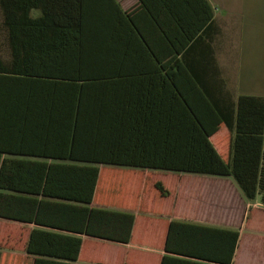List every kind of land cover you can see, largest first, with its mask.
<instances>
[{
	"label": "trees",
	"instance_id": "16d2710c",
	"mask_svg": "<svg viewBox=\"0 0 264 264\" xmlns=\"http://www.w3.org/2000/svg\"><path fill=\"white\" fill-rule=\"evenodd\" d=\"M31 8L38 9V19L79 22L86 16L79 3L0 0L2 25L32 18ZM40 76L19 69L0 76V219L32 225L23 254L1 252L0 264H101L82 236L136 243L135 231L144 226L165 228V254L231 263L237 229L152 215L155 201L169 194L152 172L230 177L247 201L258 198L264 207V95L233 98L225 91L212 103L209 97H180L173 88L180 98L173 106L163 83L153 107L122 116L107 113L103 92L50 89L32 79ZM221 126L226 136L211 141ZM18 231L11 234L17 238ZM180 238L194 240L196 248L174 247Z\"/></svg>",
	"mask_w": 264,
	"mask_h": 264
},
{
	"label": "crops",
	"instance_id": "0c3cea01",
	"mask_svg": "<svg viewBox=\"0 0 264 264\" xmlns=\"http://www.w3.org/2000/svg\"><path fill=\"white\" fill-rule=\"evenodd\" d=\"M45 1L54 6L79 3L86 9V16L79 22L38 19V9L31 8L32 18L11 19L7 28L0 18V76H14L19 69L27 75H42L32 79L48 84L50 89L52 84L54 89L85 86L96 95L103 92V98L109 100L104 104L107 113L119 112L122 116L134 108L153 107L163 83L173 106L180 102L174 89L188 100L209 97L212 103L225 91L233 98L243 94L229 69L224 18L216 8L222 0ZM3 87L0 78V104L5 103ZM6 98L8 105L9 84ZM226 134L227 129L221 126L210 140ZM167 173L172 180L169 194L155 201L153 216L237 229L230 264H264V207L257 198L247 201L230 177ZM185 177L196 183L188 186L192 198L180 209V193L187 186ZM0 222H9L19 230L16 238L11 234L12 227H0V253L23 254L32 225ZM135 232L136 243L115 244L86 236L82 239L91 241L101 264H213L165 254L163 226L139 227ZM174 241L172 245L182 250L193 251L197 246L190 239ZM162 255H168V259L163 261Z\"/></svg>",
	"mask_w": 264,
	"mask_h": 264
},
{
	"label": "rangeland",
	"instance_id": "374dc122",
	"mask_svg": "<svg viewBox=\"0 0 264 264\" xmlns=\"http://www.w3.org/2000/svg\"><path fill=\"white\" fill-rule=\"evenodd\" d=\"M216 8L217 13H221L224 18V37L230 60L229 69L234 79L239 82V92L263 95L264 0H222L221 4H217ZM235 80L234 86L236 84ZM152 173L154 178L163 179L166 186L170 187L172 184L167 172L158 171ZM187 175H190V173ZM185 179H187V186L185 190L182 187L180 193V209L185 207V205L188 206L187 201L192 198L188 195L189 192L187 193L188 186L190 187V184L196 183L192 180L190 183L189 177H185Z\"/></svg>",
	"mask_w": 264,
	"mask_h": 264
}]
</instances>
